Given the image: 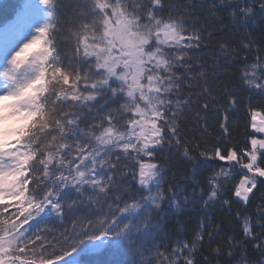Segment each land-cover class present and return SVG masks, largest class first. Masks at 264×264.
Returning a JSON list of instances; mask_svg holds the SVG:
<instances>
[{
	"label": "snow or ice",
	"instance_id": "6c2138e0",
	"mask_svg": "<svg viewBox=\"0 0 264 264\" xmlns=\"http://www.w3.org/2000/svg\"><path fill=\"white\" fill-rule=\"evenodd\" d=\"M259 13L264 0H24L0 44V264H85L90 248L122 257L96 264H250V242L264 264ZM213 22L233 35L212 66L240 82L221 99L197 56ZM225 104L250 116L243 145ZM177 157L190 184L169 178ZM232 201L239 233L210 215Z\"/></svg>",
	"mask_w": 264,
	"mask_h": 264
},
{
	"label": "trees",
	"instance_id": "16d2710c",
	"mask_svg": "<svg viewBox=\"0 0 264 264\" xmlns=\"http://www.w3.org/2000/svg\"><path fill=\"white\" fill-rule=\"evenodd\" d=\"M23 3L24 0H0V29L2 27L7 26L11 22V20L17 16V13L20 11V6ZM227 24L228 21L227 19H225L224 25ZM262 24H264V13H259L256 17V24L253 25V29H254L253 34L256 36L257 39L264 38L261 36L260 33V27ZM221 27L222 26L217 22H213V27L211 29V31L213 32L211 46L209 45L208 41H205V45L202 46V51L197 53V56H199L206 64V67L203 70L208 73L210 84H213L215 87V91H213V95L216 96L217 99L222 98V94L220 90L223 85L239 87L240 84L238 79L231 78V73L233 71L232 69H229L226 72L223 69H215L212 66L211 56L214 54V48L218 47V44L216 42L220 41L221 43H223L224 41L231 38L233 35L227 30V28H225V30L221 32L219 30ZM221 63L223 64L224 62L221 61ZM194 67L196 68L197 72L201 71L200 65H195ZM201 103H203V101H201ZM254 103L257 108H264V98L256 97ZM224 108L229 111L230 120L235 121L233 127L231 128V137H230L231 143L233 145H243L246 140L245 133L249 131L246 125L248 124L250 119V116L245 111V106L241 104L236 106L235 108H229L228 105L225 104ZM212 111H215V109H212ZM219 119L220 118L212 116L211 113L208 114V120L212 125L209 128V132L212 134V136L208 138L209 147L212 143L213 138L217 134ZM188 127L189 128L193 127L191 121H189ZM199 140L200 137L197 134V142H199ZM170 163L174 165V167L171 169V172L169 173V178H171L174 175L176 177V180L181 185L190 184L191 181L187 180V176L190 175V173L183 170L185 167L188 166L181 165V161L178 157L174 160H171ZM209 174L210 173L206 172L203 174V177H206ZM203 177L201 178V184H204ZM241 177L242 174L241 176L235 177V183H238ZM257 196H259V194H257ZM255 204L256 201L254 200L252 206L248 208V212L249 214L253 215V219H255ZM237 211L243 213L245 209L242 204H237L235 203V201H232L231 209L228 208L222 209L219 205H216L210 213V215L212 216V223L220 224L225 231H228L229 229H234L236 230L237 233H239L241 221L236 216ZM202 215L204 214L196 211L195 209H192L190 206V210L183 211L178 218L190 230H194L196 224L198 223ZM174 219L175 218H172L171 216L169 217V221H170L168 225L169 229H175L176 226L174 223ZM49 227L58 228L59 222L54 221L49 225ZM247 251H248V258L250 264H255V262H257L260 259V254L253 249L251 242L247 245ZM203 255L209 256L210 259L212 258L211 251L207 247L204 249ZM82 259L85 261V264H96L97 261L107 262L114 259H122V257H114L109 252L103 249L96 250L90 248L89 251L83 255ZM218 259L220 260V264H224L223 257H220ZM200 264H203V261H201Z\"/></svg>",
	"mask_w": 264,
	"mask_h": 264
},
{
	"label": "rangeland",
	"instance_id": "374dc122",
	"mask_svg": "<svg viewBox=\"0 0 264 264\" xmlns=\"http://www.w3.org/2000/svg\"><path fill=\"white\" fill-rule=\"evenodd\" d=\"M16 18L17 16L7 26L0 29V44H3L5 39L9 38L7 34L10 33L12 28L15 26Z\"/></svg>",
	"mask_w": 264,
	"mask_h": 264
}]
</instances>
